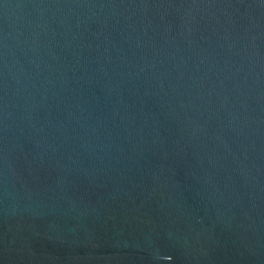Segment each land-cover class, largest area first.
I'll return each mask as SVG.
<instances>
[{"label": "water", "instance_id": "95a60500", "mask_svg": "<svg viewBox=\"0 0 264 264\" xmlns=\"http://www.w3.org/2000/svg\"><path fill=\"white\" fill-rule=\"evenodd\" d=\"M0 264H264V0H0Z\"/></svg>", "mask_w": 264, "mask_h": 264}]
</instances>
